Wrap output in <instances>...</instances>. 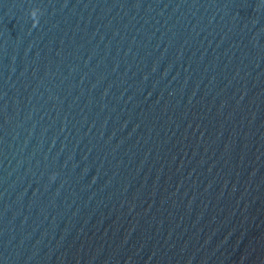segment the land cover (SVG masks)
I'll use <instances>...</instances> for the list:
<instances>
[{
  "label": "water",
  "instance_id": "1",
  "mask_svg": "<svg viewBox=\"0 0 264 264\" xmlns=\"http://www.w3.org/2000/svg\"><path fill=\"white\" fill-rule=\"evenodd\" d=\"M0 264H264V0H0Z\"/></svg>",
  "mask_w": 264,
  "mask_h": 264
},
{
  "label": "clouds",
  "instance_id": "2",
  "mask_svg": "<svg viewBox=\"0 0 264 264\" xmlns=\"http://www.w3.org/2000/svg\"><path fill=\"white\" fill-rule=\"evenodd\" d=\"M37 11H39V10H34V11L31 13V15H32L33 19L36 20L37 23H38V19H39V17L37 16Z\"/></svg>",
  "mask_w": 264,
  "mask_h": 264
}]
</instances>
